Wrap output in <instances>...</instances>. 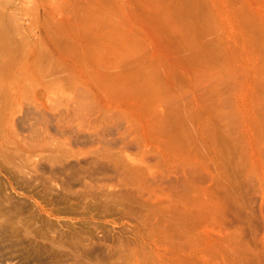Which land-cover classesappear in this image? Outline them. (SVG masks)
Instances as JSON below:
<instances>
[{"label": "rangeland", "instance_id": "obj_1", "mask_svg": "<svg viewBox=\"0 0 264 264\" xmlns=\"http://www.w3.org/2000/svg\"><path fill=\"white\" fill-rule=\"evenodd\" d=\"M0 5V264H264V0Z\"/></svg>", "mask_w": 264, "mask_h": 264}, {"label": "bare ground", "instance_id": "obj_2", "mask_svg": "<svg viewBox=\"0 0 264 264\" xmlns=\"http://www.w3.org/2000/svg\"><path fill=\"white\" fill-rule=\"evenodd\" d=\"M0 6H1V5H0ZM2 10H3V9H2ZM3 13H4V12H3ZM2 17H4V16H2ZM1 20H2V19H1ZM3 21H4V20H3ZM3 30H4V29H3ZM6 30H7V29H6ZM8 44H9V42H8ZM60 159H62V158H60ZM16 167H17V166H16ZM65 169H66V167H65ZM20 172H21V171H20ZM98 172H99V171H98ZM63 174H64V173H63ZM85 174H86V173H85ZM85 174H84V175H85ZM19 176H20V175H19ZM71 180H73V179H71ZM24 181H25V180H24ZM27 183H28V182H27ZM96 189H98V188H96ZM4 190H6V189H4ZM4 193H5V192H4ZM6 194H7V193H6ZM6 194H5V195H6ZM72 194H73V193H72ZM63 196H64V195H63ZM97 197H98V196H97ZM108 197H109V196H108ZM4 198H5V197H4ZM9 198H10V197H9ZM1 199H2V198H1ZM1 199H0V200H1ZM7 199H8V198H7ZM97 200H98V199H97ZM100 200H101V199H100ZM102 200H103V199H102ZM102 200H101V201H102ZM5 201H6V200H5ZM65 201H66V200H65ZM91 201H92V200H91ZM95 201H96V200H95ZM103 201H105V200H103ZM107 201H108V200H107ZM93 202H94V201H93ZM98 202H99V201H98ZM105 202H106V201H105ZM105 202H104V203H105ZM6 203H7V202H6ZM102 203H103V202H102ZM88 205H89V204H88ZM15 206H16V205H15ZM92 206H93V205H92ZM102 206H103V205H102ZM22 207H23V206H22ZM96 207H97V206H96ZM19 208H20V207H19ZM23 208H24V207H23ZM15 209H16V207H15ZM107 209H108V208H107ZM21 210H23V209H21ZM92 210H93V209H92ZM95 210H96V209H95ZM0 211H1V210H0ZM99 212H100V211H99ZM103 212H104V211H103ZM19 213H20V212H19ZM2 214H3V212H2ZM4 214H5V212H4ZM8 215H9V214H8ZM3 216H4V215H3ZM16 216H17V215H16ZM0 217H1V216H0ZM18 218H19V217H18ZM18 218H17V219H18ZM0 219H1V218H0ZM1 220H2V219H1ZM19 220H20V219H19ZM15 225H16V224H15ZM6 226H7V225H6ZM10 226H11V225H10ZM11 227H12V226H11ZM48 227H49V226H48ZM24 229H25V228H24ZM39 233H40V232H39ZM33 236H34V235H33ZM47 236H48V235H47ZM70 236H71V235H70ZM182 236H183V235H182ZM182 236H181V237H182ZM22 237H23V236H22ZM53 237H54V236H53ZM66 237H67V236H66ZM171 237H172V236H171ZM174 237H175V236H174ZM181 237H180V238H181ZM9 238H10V237H9ZM20 238H21V237H20ZM67 238H68V237H67ZM64 239H65V238H64ZM70 239H71V238H70ZM168 239H169V238H168ZM76 240H77V239H76ZM81 240H82V239H81ZM166 240H167V239H166ZM169 240H170V239H169ZM171 240H172V239H171ZM171 240H170V241H171ZM11 241H12V240H11ZM66 242H67V240H66ZM184 242H185V241H184ZM40 243H41V242H40ZM46 243H47V242H46ZM61 243H62V242H61ZM61 243H60V244H61ZM44 244H45V243H44ZM50 244H51V243H50ZM65 244H66V243H65ZM4 246H5V245H4ZM20 246H21V245H20ZM75 246H76V245H75ZM93 248H94V247H93ZM88 249H89V248H88ZM46 251H47V250H46ZM50 251H51V250H50ZM63 252H64V251H63ZM65 252H66V251H65ZM67 254H69V253H67ZM63 255H64V254H63ZM107 256H109V255H107ZM72 257H73V256H72ZM74 257H76V256H74ZM93 257H94V256H93ZM93 257H92V258H93ZM109 257H110V256H109ZM77 259H78V258H77ZM82 259H83V258H82ZM56 261H57V260H56ZM60 261H61V260H60ZM92 261H93V260H92ZM78 262H79V261H78ZM85 262H86V261H85ZM95 262H96V261H95ZM97 262H98V261H97ZM61 263H62V262H61ZM87 263H88V261H87ZM104 263H105V262H104ZM95 264H96V263H95ZM98 264H99V263H98Z\"/></svg>", "mask_w": 264, "mask_h": 264}]
</instances>
